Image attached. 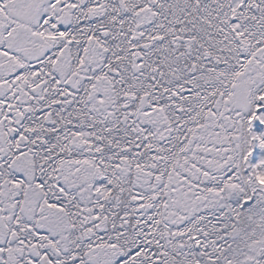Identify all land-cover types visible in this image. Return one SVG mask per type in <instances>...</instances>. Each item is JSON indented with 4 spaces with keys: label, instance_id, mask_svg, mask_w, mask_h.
<instances>
[{
    "label": "snow or ice",
    "instance_id": "6c2138e0",
    "mask_svg": "<svg viewBox=\"0 0 264 264\" xmlns=\"http://www.w3.org/2000/svg\"><path fill=\"white\" fill-rule=\"evenodd\" d=\"M0 264H264V0H0Z\"/></svg>",
    "mask_w": 264,
    "mask_h": 264
}]
</instances>
